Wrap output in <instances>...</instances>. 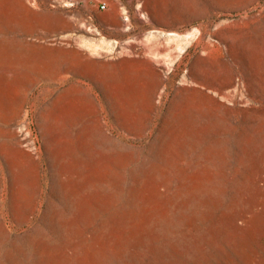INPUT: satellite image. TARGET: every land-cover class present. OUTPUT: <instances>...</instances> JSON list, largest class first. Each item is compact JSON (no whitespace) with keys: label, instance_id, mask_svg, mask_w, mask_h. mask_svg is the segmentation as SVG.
Wrapping results in <instances>:
<instances>
[{"label":"rangeland","instance_id":"obj_1","mask_svg":"<svg viewBox=\"0 0 264 264\" xmlns=\"http://www.w3.org/2000/svg\"><path fill=\"white\" fill-rule=\"evenodd\" d=\"M0 264H264V0H0Z\"/></svg>","mask_w":264,"mask_h":264},{"label":"crops","instance_id":"obj_2","mask_svg":"<svg viewBox=\"0 0 264 264\" xmlns=\"http://www.w3.org/2000/svg\"><path fill=\"white\" fill-rule=\"evenodd\" d=\"M143 87V86H141ZM144 90V88H141ZM133 133L138 134V135H143L144 133H147L149 131V126L146 124L145 126L143 124L141 125H133V128L131 130ZM142 138L141 136H139Z\"/></svg>","mask_w":264,"mask_h":264},{"label":"built area","instance_id":"obj_3","mask_svg":"<svg viewBox=\"0 0 264 264\" xmlns=\"http://www.w3.org/2000/svg\"><path fill=\"white\" fill-rule=\"evenodd\" d=\"M100 8L104 9L105 8V4H101Z\"/></svg>","mask_w":264,"mask_h":264}]
</instances>
